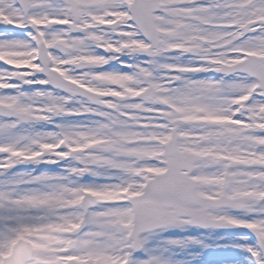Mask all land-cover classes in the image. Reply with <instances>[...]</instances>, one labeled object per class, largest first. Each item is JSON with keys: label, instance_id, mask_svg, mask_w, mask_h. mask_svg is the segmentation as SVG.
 Listing matches in <instances>:
<instances>
[{"label": "snow or ice", "instance_id": "6c2138e0", "mask_svg": "<svg viewBox=\"0 0 264 264\" xmlns=\"http://www.w3.org/2000/svg\"><path fill=\"white\" fill-rule=\"evenodd\" d=\"M185 223L264 264V0H0V264H159Z\"/></svg>", "mask_w": 264, "mask_h": 264}, {"label": "rangeland", "instance_id": "374dc122", "mask_svg": "<svg viewBox=\"0 0 264 264\" xmlns=\"http://www.w3.org/2000/svg\"><path fill=\"white\" fill-rule=\"evenodd\" d=\"M231 214L238 218H246L244 213ZM185 228L186 223L172 227V231L185 230L183 236L173 234L166 237L162 233L159 237L144 238V253L139 256L133 255L134 261H144L148 255V260L155 257L159 264H246L245 248L248 244L246 235L238 234L232 237L223 232H200L190 226Z\"/></svg>", "mask_w": 264, "mask_h": 264}]
</instances>
